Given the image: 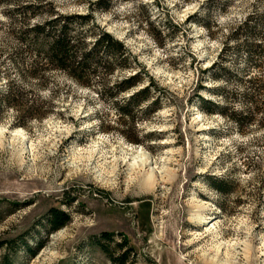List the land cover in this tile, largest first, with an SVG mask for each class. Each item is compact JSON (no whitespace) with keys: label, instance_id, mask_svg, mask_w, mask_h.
Wrapping results in <instances>:
<instances>
[{"label":"rangeland","instance_id":"374dc122","mask_svg":"<svg viewBox=\"0 0 264 264\" xmlns=\"http://www.w3.org/2000/svg\"><path fill=\"white\" fill-rule=\"evenodd\" d=\"M43 1L58 14L84 15L97 0ZM24 3L0 0V91L14 81L37 106L48 104L25 127L15 125L14 110L0 111V242L18 244L10 251L13 263L113 264L93 242L106 232L116 244L125 238L131 264H205L217 246L218 264H264L263 123L239 133L218 115L221 88L237 110L232 95L245 91L233 80L218 81V63L233 73L244 69L231 34L249 16L264 14V0H112L108 11H92L100 30L135 59L111 81L140 72V83L118 97L128 99L150 81L155 86L133 112L134 126L61 73L49 75L46 90L18 80L8 55L15 48L10 30L22 25L16 8ZM260 40L264 45V35ZM260 62L264 68V56ZM212 106L215 112L207 113ZM16 129L25 145L9 141ZM139 152L169 160L168 184L146 189L139 169L128 182L118 162L131 164ZM219 178L232 183L225 196L211 186ZM50 209L70 217L51 234L43 220ZM210 218L217 234L205 233L212 223L199 224ZM23 242L31 250L44 245L29 257Z\"/></svg>","mask_w":264,"mask_h":264},{"label":"trees","instance_id":"16d2710c","mask_svg":"<svg viewBox=\"0 0 264 264\" xmlns=\"http://www.w3.org/2000/svg\"><path fill=\"white\" fill-rule=\"evenodd\" d=\"M5 1L15 3L20 0ZM111 2L112 0H97L88 14L62 15L43 0H26L23 6L16 8L22 25L17 30H10L15 48L8 59L15 67L13 72L18 80L37 81L40 88L46 90L50 85L49 75L61 73L76 85L96 92L103 102L112 105L120 122L134 126L133 112L149 99L150 91H154L155 86L150 81L147 87L128 99L118 97L140 83L141 79L138 72L115 83L111 81L115 73L124 72L135 65V59L123 44L100 30L94 22L92 11L106 12L110 9ZM32 19L39 22L31 24ZM263 35L264 14L249 16L232 32L230 38L236 43L237 52L244 53L246 66L238 74L218 63V81L233 80L237 86L245 89L241 93L235 91L232 95V101L236 100L241 106L239 110L229 108V98L224 88L218 91V95L225 100L223 105H218V115L233 122L239 133L248 127L255 128L259 121L263 124L258 128L264 127V74L260 71L264 69L260 62V58L264 56V45L260 40ZM249 70H256L257 73L250 74ZM6 83L4 90L0 91V111L14 110L17 121L15 125L25 127L26 122L45 115V112L40 115V111L48 101L43 99L37 106L35 98L28 96L21 84L9 80ZM199 100L200 103L208 104L201 98ZM215 110L216 107L212 106L207 113ZM262 141L264 143V138ZM211 186L220 196H225L232 190V183L225 178H219L218 181L211 179ZM218 207L224 211L222 205ZM43 220L51 234L64 228L70 222V217L64 211L50 209ZM122 239L116 244L113 235L105 232L93 239V242L113 264H131L127 241L123 237ZM43 245L44 242H41L36 245L35 250H31L25 242L22 246L19 244L29 257H34ZM16 246L18 244L11 241L0 242L3 253L0 255V264H14L10 251H16Z\"/></svg>","mask_w":264,"mask_h":264},{"label":"bare ground","instance_id":"6f19581e","mask_svg":"<svg viewBox=\"0 0 264 264\" xmlns=\"http://www.w3.org/2000/svg\"><path fill=\"white\" fill-rule=\"evenodd\" d=\"M9 141L18 142V144L25 145L27 138L25 137V134L21 129H16L15 131L12 132V134L9 135ZM158 163L162 164V167L160 166L161 171H158L157 168ZM168 164H169L168 159L159 160L158 162L155 159L151 158L150 156H146L144 153L141 152H139L136 156L133 157L131 164H127V162H125L124 160L118 162V165L121 168L127 167L126 169L128 172L126 176L128 178L127 179L128 182L133 181V179L131 178L132 176V173H130L131 171H135L136 169H137L136 171H138V169L145 171V176H143V179L141 178L142 179L141 181L139 180L138 177L137 178L139 184L144 186L145 188L147 187L146 189H148V187H156L157 185H166L168 184V182H170L171 175L167 174V170H166ZM192 200H194V198ZM195 201L201 204L202 209H205V207L207 206V203L203 201H198V200ZM194 207L198 208L197 205H195ZM209 220H212V218H210ZM215 220L216 219L214 218V220L207 222L206 220L203 219L199 224H201V226H204V225H208V223H212L210 228L206 229L205 227V233L212 234V232L214 231V233L217 234L216 228H218V226L216 225L217 222L214 223ZM209 260L204 259L203 261L205 262V264H218V246L214 249L213 255H211ZM219 264H226V262Z\"/></svg>","mask_w":264,"mask_h":264}]
</instances>
